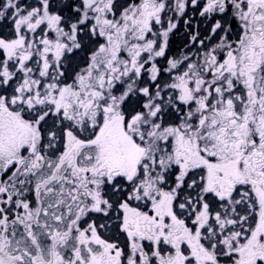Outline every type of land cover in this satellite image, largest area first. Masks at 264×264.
<instances>
[{
  "label": "snow or ice",
  "instance_id": "obj_1",
  "mask_svg": "<svg viewBox=\"0 0 264 264\" xmlns=\"http://www.w3.org/2000/svg\"><path fill=\"white\" fill-rule=\"evenodd\" d=\"M0 264H264V0H0Z\"/></svg>",
  "mask_w": 264,
  "mask_h": 264
}]
</instances>
